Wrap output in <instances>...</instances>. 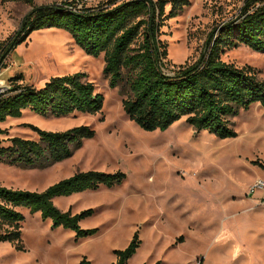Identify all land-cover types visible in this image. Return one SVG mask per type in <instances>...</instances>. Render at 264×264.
<instances>
[{
	"label": "rangeland",
	"instance_id": "obj_1",
	"mask_svg": "<svg viewBox=\"0 0 264 264\" xmlns=\"http://www.w3.org/2000/svg\"><path fill=\"white\" fill-rule=\"evenodd\" d=\"M34 1L49 5L61 0ZM84 1L96 6L107 0ZM243 1L190 0L162 29L171 63L198 60L212 28L238 14ZM30 10L20 1L0 0V41L20 27ZM222 59L250 67L264 80V52L241 45L226 50ZM8 62L0 73V92L10 87L11 77L22 76L19 83L40 88L51 77L84 73L104 105L96 114L44 117L25 111L0 122V147L16 136L37 140L34 127L56 132L87 125L95 131L59 163L24 168L0 161V185L40 192L90 170L121 171L126 178L112 188L54 199L60 210L73 214L92 209L81 226L98 228L93 236L76 239L74 231L24 211V249L0 242V264H79L84 256L93 264H113V250L126 248L135 233L141 245L128 264H264V208L259 203L264 192L248 194L255 180H264L263 105L252 104L232 118L235 137L198 132L185 118L165 130L146 131L130 120L121 89L112 88L105 77L104 55H87L64 29L34 31Z\"/></svg>",
	"mask_w": 264,
	"mask_h": 264
},
{
	"label": "trees",
	"instance_id": "obj_2",
	"mask_svg": "<svg viewBox=\"0 0 264 264\" xmlns=\"http://www.w3.org/2000/svg\"><path fill=\"white\" fill-rule=\"evenodd\" d=\"M9 1L23 2L31 10L20 27L0 41V73L8 67L12 52L31 33L61 28L87 55H104L105 77L112 88L121 89L123 109L130 120L146 131L165 130L185 118L198 132L235 137L232 118L252 104L264 106V80L258 79L252 68L222 59L226 50L241 45L264 52V0H244L238 14L212 28L198 60L181 65L171 63L168 45L161 36L167 21L179 16L190 0H107L96 6H87L84 0L49 5H37L34 0H2ZM22 80V76L11 77L10 87L0 92V122L20 118L25 111L44 117L96 114L104 105L103 95L84 73L51 77L40 88L19 83ZM34 130L37 140L9 138L10 144L0 147V161L43 168L70 158L85 139L95 135L87 125L56 132ZM3 133L0 129V136ZM125 178L121 171L90 170L77 172L40 192L0 185V242L24 249V211L39 213L53 227L74 231L76 239L95 235L98 228L81 226V221L93 214L92 209L73 214L60 210L54 199L100 186L112 188ZM140 245L135 233L126 248L113 250V264H128ZM79 264L93 263L84 256Z\"/></svg>",
	"mask_w": 264,
	"mask_h": 264
},
{
	"label": "built area",
	"instance_id": "obj_3",
	"mask_svg": "<svg viewBox=\"0 0 264 264\" xmlns=\"http://www.w3.org/2000/svg\"><path fill=\"white\" fill-rule=\"evenodd\" d=\"M257 189H261L264 192V180L262 179L255 180L254 183L251 185L248 194H253ZM259 203L264 208V199L262 201H259Z\"/></svg>",
	"mask_w": 264,
	"mask_h": 264
},
{
	"label": "crops",
	"instance_id": "obj_4",
	"mask_svg": "<svg viewBox=\"0 0 264 264\" xmlns=\"http://www.w3.org/2000/svg\"><path fill=\"white\" fill-rule=\"evenodd\" d=\"M133 257H134V256H133ZM133 257H132V258H133ZM132 258H131V259H132ZM131 259H130V260H131ZM130 260H129V261H130Z\"/></svg>",
	"mask_w": 264,
	"mask_h": 264
},
{
	"label": "bare ground",
	"instance_id": "obj_5",
	"mask_svg": "<svg viewBox=\"0 0 264 264\" xmlns=\"http://www.w3.org/2000/svg\"><path fill=\"white\" fill-rule=\"evenodd\" d=\"M56 43V42H55Z\"/></svg>",
	"mask_w": 264,
	"mask_h": 264
}]
</instances>
